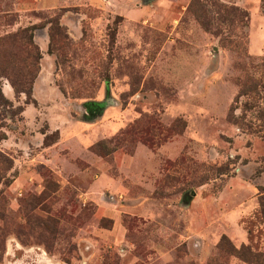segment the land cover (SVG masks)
Returning a JSON list of instances; mask_svg holds the SVG:
<instances>
[{"label":"rangeland","instance_id":"374dc122","mask_svg":"<svg viewBox=\"0 0 264 264\" xmlns=\"http://www.w3.org/2000/svg\"><path fill=\"white\" fill-rule=\"evenodd\" d=\"M170 1L128 20L124 1L0 0V264H44L30 247L48 264H250L217 244L249 243L264 188V4ZM56 23L68 38L50 43ZM25 27L32 73L9 38ZM140 116L173 131L93 149ZM252 242L264 259L263 234Z\"/></svg>","mask_w":264,"mask_h":264},{"label":"trees","instance_id":"16d2710c","mask_svg":"<svg viewBox=\"0 0 264 264\" xmlns=\"http://www.w3.org/2000/svg\"><path fill=\"white\" fill-rule=\"evenodd\" d=\"M264 4V0H262ZM52 23V22H50ZM63 27L59 25V23H56V25H52L49 30V37H50V43L55 41H63L66 40L68 37L67 35L62 31ZM9 38L11 40V45L15 49L14 56L18 53L23 56V62L20 64V68L22 70H26L28 72L32 73V67L37 62L39 58H41V53L38 48V46L33 41V34L32 31L30 32L29 27L25 28H18L15 32L9 35ZM261 61V67L264 73V56H261L258 58ZM15 65H19V62H17ZM11 85L15 92H24L27 96L30 93V89H23L18 88L17 83L15 81H11ZM261 86L264 89V77H263V84ZM261 103V102H260ZM259 103V104H260ZM262 104L264 106V99L262 101ZM0 105H6L11 106L12 103L4 96L1 86H0ZM14 114V112H13ZM149 120V117L146 116H140L136 118L132 124H130L128 127H126L124 130H122L117 137H115L114 140L116 142V145L111 149H106L105 151H102V147H106L108 143H111L112 141H98L94 144L93 149L101 152L102 155H107L110 152L114 151L121 145V140H127V137L132 134H135L137 132H143L146 133L144 135L147 136H138L137 140L143 141L145 143L153 145L155 142H157V145L160 144L162 141L166 140L170 134L173 131V127H169L168 129H165L163 131H152L150 128H148L145 123ZM177 122V121H175ZM174 122V124H175ZM185 124L183 123V126ZM164 131L166 132L165 134ZM158 132V134H156ZM162 132V134H160ZM156 144V143H155ZM8 157L4 155L0 151V184L5 183L6 177V171L10 167L8 165ZM218 170H221L219 168ZM222 173V172H220ZM259 195H258V208L254 212L252 216L244 220V226L248 233V239L249 243L242 244L240 248L235 249L230 240L226 236H222L217 244L218 250H223L225 245H228L229 248L233 251V253L238 256L243 261H246L250 264H263L264 259L262 258V252L257 250V246L253 244L252 238L255 234H263L264 236V188H259ZM256 231V232H254Z\"/></svg>","mask_w":264,"mask_h":264},{"label":"crops","instance_id":"0c3cea01","mask_svg":"<svg viewBox=\"0 0 264 264\" xmlns=\"http://www.w3.org/2000/svg\"><path fill=\"white\" fill-rule=\"evenodd\" d=\"M27 1H31V0H23V7H28L31 6L34 2L33 0L31 1V3L27 2ZM60 1V0H57ZM109 3H113L114 5H116L114 8V10H116V12H118L119 8L117 9L118 5H121V2L124 3L125 5L124 8H122L124 10V14L126 16V18H128V20H138L141 18H148L150 20H157L160 17V13H162V17H163V13L168 9V7L171 5V1L170 0H150L146 3H143L142 0H105ZM124 1V2H123ZM154 1V2H153ZM154 3L152 5H150L151 3ZM104 7L106 9H111L110 6L104 5ZM67 14H65L64 16H62V24L65 25L67 28H72V24L73 22L68 23V16H66ZM161 17V18H162ZM4 91L6 92V94L11 92V88L10 86L7 84H4ZM18 250V248H16V246L11 249L10 251H13L14 253ZM25 250L30 251V256L33 258L35 257L36 259H40L41 261L44 260V264H48V260L46 258V254L44 251H42V253L38 252V249L30 247V248H26ZM8 264H17L16 262H12L9 261ZM51 264V263H50Z\"/></svg>","mask_w":264,"mask_h":264},{"label":"water","instance_id":"95a60500","mask_svg":"<svg viewBox=\"0 0 264 264\" xmlns=\"http://www.w3.org/2000/svg\"><path fill=\"white\" fill-rule=\"evenodd\" d=\"M148 1H150V0H142L143 3H146V2H148Z\"/></svg>","mask_w":264,"mask_h":264}]
</instances>
